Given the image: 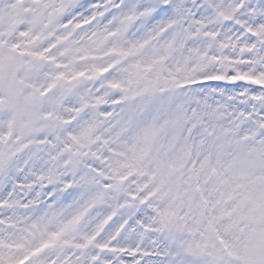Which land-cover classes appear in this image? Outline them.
Wrapping results in <instances>:
<instances>
[{"label": "snow or ice", "instance_id": "1", "mask_svg": "<svg viewBox=\"0 0 264 264\" xmlns=\"http://www.w3.org/2000/svg\"><path fill=\"white\" fill-rule=\"evenodd\" d=\"M0 264H264V0H0Z\"/></svg>", "mask_w": 264, "mask_h": 264}]
</instances>
